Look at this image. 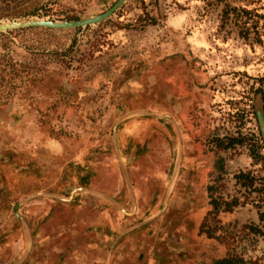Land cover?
I'll use <instances>...</instances> for the list:
<instances>
[{"label":"rangeland","instance_id":"1","mask_svg":"<svg viewBox=\"0 0 264 264\" xmlns=\"http://www.w3.org/2000/svg\"><path fill=\"white\" fill-rule=\"evenodd\" d=\"M114 2L41 0L49 15L0 21L75 19L96 15ZM26 28L0 37V54L9 51L34 63L38 77L9 85L7 98L0 99V263L23 256L26 230L38 223L68 227L82 235L75 238L84 245L89 221L80 216L87 217L93 196L89 180L120 178L116 168L95 173L107 148L119 150L126 170L132 145L152 134H171L173 128L164 123L175 121L190 137L197 164L190 172L181 170L187 189L179 209L167 203L144 206L167 215L158 222L155 234L162 242L154 241V248L166 253L187 248L205 264L229 250L264 264V235L247 226L259 223L264 189L245 187L234 177L250 171L259 178L257 186L264 185V156L255 162L248 145L216 144V138L241 132L263 144L264 155V0H125L99 23L49 28L52 32ZM147 169L140 163V173ZM71 192L79 205L65 208L62 199ZM210 192L218 202L233 197L239 202L230 211L207 215L205 223L216 238L199 233L212 208ZM168 215L186 220H167Z\"/></svg>","mask_w":264,"mask_h":264},{"label":"crops","instance_id":"2","mask_svg":"<svg viewBox=\"0 0 264 264\" xmlns=\"http://www.w3.org/2000/svg\"><path fill=\"white\" fill-rule=\"evenodd\" d=\"M164 125L173 128L171 134L163 133L156 135V138L152 134L132 145L135 152H129L130 156L126 154L127 159L128 157L132 159L131 161L128 159L126 170L122 162L127 160L123 155H119L117 148H107L105 159L98 161L99 168L95 173L103 169L106 173L108 170L113 173L116 168L120 178L112 183L101 182L94 177L89 180V189L93 196L89 197L87 217L80 216L78 212L73 215L74 219L80 216L89 221V229L84 234L88 240L83 242L84 245L80 239L75 238L82 235L68 230V227L48 229L40 226L43 223H38V226L26 230L28 243L23 256L18 261L8 264L208 263L203 256L199 258L200 255L188 251L187 248L167 249V253L161 248H154V241L162 242V237L155 234L156 230H160L158 222L164 221L165 219L160 217L167 215L150 212L149 208L144 206L167 203V206L179 209L181 207L179 204L186 200L183 192L185 193L187 189V180L180 178L181 170L184 168L185 172H190L197 164L191 149L190 137L178 131L175 121L165 122ZM158 162L163 163L156 171ZM140 163L148 168L145 174L139 172ZM82 188L77 187L78 190ZM62 200L67 201L64 204L65 208L79 205L78 196H73L72 192ZM141 200L143 207H140ZM168 217L167 220H186L176 215V218L172 215ZM151 221L157 223L155 222L149 231H142V227ZM20 249L21 247L13 252L14 256ZM155 252L158 255L154 256ZM53 257L54 259H51Z\"/></svg>","mask_w":264,"mask_h":264},{"label":"trees","instance_id":"3","mask_svg":"<svg viewBox=\"0 0 264 264\" xmlns=\"http://www.w3.org/2000/svg\"><path fill=\"white\" fill-rule=\"evenodd\" d=\"M41 0H0V19L1 18H15V17H24V16H46L50 14V7L44 6L40 3ZM246 12L248 9L243 8ZM88 26V25H87ZM33 29H41L43 31L52 32L53 29H49L46 27H32ZM31 28V29H32ZM30 29V28H26ZM22 29V30H26ZM7 32H11L8 30ZM0 37H5L4 32H0ZM8 48V47H7ZM6 51V50H5ZM44 51V50H43ZM53 52V51H52ZM34 67L36 65L34 63H30L27 60H19L15 59L9 51L3 52L0 54V99L2 97L7 98L10 89L6 91V87L9 85H17V83H24L28 79H38L37 76L34 75ZM38 69V68H37ZM7 78L6 84L3 86V80ZM40 78V77H39ZM17 79V80H16ZM264 83V75L261 77ZM16 80V82H15ZM16 83V84H15ZM10 86V87H12ZM4 91H6L4 93ZM4 93V95H2ZM4 98V99H5ZM216 144L220 148L232 147L237 144L240 145H248L250 149V155L253 157L255 162H258L264 155L260 153V149L263 147V144L258 143V141L252 138L247 139L246 135L243 133H239L237 136L227 135L222 138H216ZM221 166V165H220ZM236 181L240 182L245 187H251L254 190L264 189V185H258V176H255L250 171H239L234 174ZM208 189L212 190L213 185H208ZM211 193V192H210ZM264 197V191H263ZM209 203L212 205V208L209 209L199 225V233H205L207 237L216 238L217 235L214 233L213 229L206 225L205 219L209 213L212 211H230L234 206L238 205L237 198H232L230 200H224L222 202H218L217 199L210 194ZM251 232L264 235V209L259 212V223L256 224H248L247 225ZM220 239H224L220 234ZM213 264H258L257 259L252 258H244L242 254L234 253L231 251H227L225 255L216 258L213 261Z\"/></svg>","mask_w":264,"mask_h":264},{"label":"water","instance_id":"4","mask_svg":"<svg viewBox=\"0 0 264 264\" xmlns=\"http://www.w3.org/2000/svg\"><path fill=\"white\" fill-rule=\"evenodd\" d=\"M125 0H115V2L106 10L91 16L79 17L75 19H45V18H16L6 21H0V32L21 29L26 27H47L54 29H71L89 24L99 23L114 13Z\"/></svg>","mask_w":264,"mask_h":264}]
</instances>
